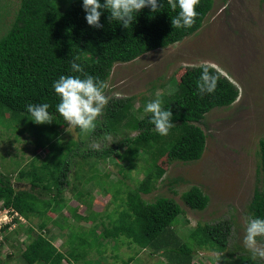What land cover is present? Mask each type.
Wrapping results in <instances>:
<instances>
[{"label":"rangeland","instance_id":"obj_1","mask_svg":"<svg viewBox=\"0 0 264 264\" xmlns=\"http://www.w3.org/2000/svg\"><path fill=\"white\" fill-rule=\"evenodd\" d=\"M19 6L20 0H0V37L11 26ZM202 64L216 67L233 81L239 88V97L230 106L212 109L198 123L207 134L203 156L183 162L165 154L158 161L165 170L164 176L151 193L142 195L149 202L168 196L182 206L184 213L179 215L174 229L183 240L182 246H193L192 264H246L249 259L264 263V259L253 258L244 245L249 203L255 189L264 188L259 171L260 141L264 139V0H214L213 8L193 35L134 60L115 63L105 92L108 103L112 98L135 97L131 115L121 118L115 126H110L106 116L107 103L92 131L77 129L73 135L66 131L67 123L62 126L54 143L60 147L53 151L54 145L37 147L35 125L11 120L8 108L3 117L0 115V171L11 174L17 186L18 170L28 168L34 157L43 163L51 152V167L60 161L71 163L63 208L48 213L51 221L47 231L42 230L63 251L72 246L82 252L83 258L75 260L69 255L65 264H182L174 254L156 251L151 245L144 248L126 235H98L103 228L113 227V221L125 208V193L114 199V191L135 187L145 176L147 162L137 159V168L128 169L123 154L125 145L105 158L97 152L122 146L125 138L136 136L139 131L132 127L131 119L149 114L144 112L149 101L174 93L186 68ZM50 118L51 123L36 124L43 133L55 124L51 115ZM96 160L97 165H91ZM193 185L200 186L209 196L204 210L190 208L182 198V193ZM78 190L85 195L79 197ZM5 209L0 201V218L9 213ZM223 220L231 224L224 250L200 247L191 238L196 225ZM20 221L21 225L16 223L9 228L0 247V264H28L22 256L30 241L27 227L33 224L35 231L40 232L38 224L42 219L20 217ZM258 240L264 243V237Z\"/></svg>","mask_w":264,"mask_h":264},{"label":"trees","instance_id":"obj_2","mask_svg":"<svg viewBox=\"0 0 264 264\" xmlns=\"http://www.w3.org/2000/svg\"><path fill=\"white\" fill-rule=\"evenodd\" d=\"M213 5L214 0H200L196 8L199 15L195 24L191 28L177 29L173 28L171 18L177 14L178 9L172 10L167 0H163L160 12L153 14L146 7L137 14L132 27L125 29L115 21L110 22L107 11L100 18L102 28L89 26L82 0H20L14 21L0 37V115L3 117L5 108H8L11 120L20 121L26 126L35 125L33 129L38 137L37 147L44 148L50 144L51 148L54 145L53 151H57L60 146L54 143L66 122L55 110L59 98L52 84L61 75H80L71 70L73 60L82 65L85 73L99 77L108 85L116 62L134 60L144 53L167 47L193 35L200 29ZM204 67L218 75L214 93L201 94L197 87ZM177 81L178 89L174 93L160 96L164 100L163 106L170 108L173 113L172 123L175 126L168 135L161 136L155 131L149 123V113L143 118L131 119L132 127L139 131L136 136L125 138L122 146L118 144L97 152L98 156L105 158L117 153L125 145L123 154L128 161V169L137 168V159L144 158L147 162L145 176L135 187L126 190L121 187L114 191V199L120 193H125V208L113 221V227L105 225L98 235L101 238L126 235L144 248L151 245L156 251L174 254L182 264H192L193 246H182L183 240L174 229L179 215L184 213L182 206L168 196H159L149 202L142 194L151 193L164 176L165 170L158 161L165 154L170 153L183 162L196 161L203 156L207 134L198 123L212 109L227 107L236 102L240 91L233 81L208 64L188 66ZM107 89L108 86L105 92ZM134 98L110 99L106 107L110 126H115L121 118L131 115ZM45 102L50 104L48 111L55 124L49 132L43 133L31 121L32 117L25 105ZM61 145L67 146L64 143ZM50 153L43 163L37 162V157H34L28 168L18 170L17 181L20 186L14 183L11 174L0 171V201L4 208L18 213L14 215V221L21 225L20 216L27 220H32L33 216L42 219L38 224L40 232L35 231L33 224L27 227L30 241L22 251V256L28 264H65L64 260L69 255L75 260L83 258L77 248L71 246L65 252L55 245L54 239L42 232L47 231L51 221L48 213H57L63 208V193L70 184L68 173L71 163L60 161L51 167L48 162ZM259 155V171L264 181V139L260 141ZM98 161L91 165L96 166ZM77 192L79 197L85 195L83 190ZM182 198L190 208L196 210H204L210 201L198 185L184 191ZM249 212L250 216L254 214L264 218V188L255 189L249 203ZM54 223L59 225L58 222ZM65 225L61 224L60 227ZM8 228L9 225H5L2 229L4 235L0 247L7 237ZM230 229L228 220L198 224L192 230L191 238L200 247L224 250ZM246 264L264 263L249 259Z\"/></svg>","mask_w":264,"mask_h":264},{"label":"clouds","instance_id":"obj_3","mask_svg":"<svg viewBox=\"0 0 264 264\" xmlns=\"http://www.w3.org/2000/svg\"><path fill=\"white\" fill-rule=\"evenodd\" d=\"M167 2L172 10L178 9L177 14L171 18L173 28H191L195 24L196 17L199 15L196 8L200 0H167ZM162 6L163 0H103V2L101 0H82L86 22L94 28L103 27L100 18L105 11L109 13L110 22L115 21L125 29H129L142 9L150 8L151 12L155 14L160 12ZM71 70L74 73H80V75H61L53 82L52 89L59 98L55 110L67 123L66 131L75 135L77 129L79 132H90L96 127V121L108 103V97L105 95L108 85L99 77L85 73L82 65L75 60L71 62ZM217 81L218 75L210 72L208 67H204L197 81L199 92L201 94L214 93ZM49 107L50 104L46 102L25 105L26 111L32 117L31 121L36 124L52 122L48 111ZM144 112L151 114L149 123L161 136L168 135L170 129L175 126L172 123L171 109L164 107L163 101L159 97L149 101L144 107ZM10 214L12 220L5 225L12 228L16 224L14 215H18V213L11 212ZM3 227L0 235L3 233ZM258 237H264V218L253 214L248 217L246 222L244 245L253 258L264 259V243L258 240Z\"/></svg>","mask_w":264,"mask_h":264},{"label":"built area","instance_id":"obj_4","mask_svg":"<svg viewBox=\"0 0 264 264\" xmlns=\"http://www.w3.org/2000/svg\"><path fill=\"white\" fill-rule=\"evenodd\" d=\"M8 212V211H7ZM5 212V216L0 218V234H1V228L10 222L12 220V216H10L9 213ZM2 240V235H0V241Z\"/></svg>","mask_w":264,"mask_h":264},{"label":"bare ground","instance_id":"obj_5","mask_svg":"<svg viewBox=\"0 0 264 264\" xmlns=\"http://www.w3.org/2000/svg\"><path fill=\"white\" fill-rule=\"evenodd\" d=\"M4 228V227H3Z\"/></svg>","mask_w":264,"mask_h":264}]
</instances>
